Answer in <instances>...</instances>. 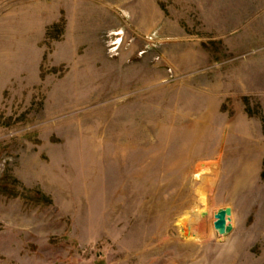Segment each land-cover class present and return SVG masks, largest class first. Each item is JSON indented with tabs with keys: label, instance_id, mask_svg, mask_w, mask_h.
Segmentation results:
<instances>
[{
	"label": "rangeland",
	"instance_id": "1",
	"mask_svg": "<svg viewBox=\"0 0 264 264\" xmlns=\"http://www.w3.org/2000/svg\"><path fill=\"white\" fill-rule=\"evenodd\" d=\"M0 264H264V0H0Z\"/></svg>",
	"mask_w": 264,
	"mask_h": 264
},
{
	"label": "water",
	"instance_id": "2",
	"mask_svg": "<svg viewBox=\"0 0 264 264\" xmlns=\"http://www.w3.org/2000/svg\"><path fill=\"white\" fill-rule=\"evenodd\" d=\"M232 209H219L214 215L213 227L220 238H226L234 229L232 224Z\"/></svg>",
	"mask_w": 264,
	"mask_h": 264
}]
</instances>
